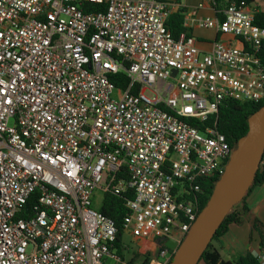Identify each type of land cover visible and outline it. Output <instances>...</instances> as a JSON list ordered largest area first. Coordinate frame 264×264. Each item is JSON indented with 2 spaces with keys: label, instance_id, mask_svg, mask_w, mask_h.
I'll list each match as a JSON object with an SVG mask.
<instances>
[{
  "label": "built area",
  "instance_id": "built-area-1",
  "mask_svg": "<svg viewBox=\"0 0 264 264\" xmlns=\"http://www.w3.org/2000/svg\"><path fill=\"white\" fill-rule=\"evenodd\" d=\"M170 10L0 0V264H169L196 218V181L230 155L218 106L264 98V28L248 4L230 2L221 19L185 14V29L226 37L206 50L171 35ZM116 72L125 88L109 82ZM96 190L130 192L122 231L133 247L116 245ZM251 254L264 264V250Z\"/></svg>",
  "mask_w": 264,
  "mask_h": 264
},
{
  "label": "trees",
  "instance_id": "trees-1",
  "mask_svg": "<svg viewBox=\"0 0 264 264\" xmlns=\"http://www.w3.org/2000/svg\"><path fill=\"white\" fill-rule=\"evenodd\" d=\"M230 2H243L249 4L252 0H214L212 7L215 16L218 19L222 18L221 10ZM103 7L99 5H85V10H101ZM182 15L179 10L177 12L169 14L165 21V28L171 33L173 37H177L179 33L183 32L186 36L190 35V30L182 27ZM252 23L264 28V11L256 12L252 17ZM260 56L264 60V40L260 46ZM108 80L115 87L125 88L128 84V78L122 72H116L109 74ZM264 105V98L258 102H237L227 101L219 105L216 111V128L224 135L225 141L230 147V153L236 146V142L239 137L245 134L247 128V117L258 108ZM228 159L225 160L224 166ZM220 174L207 176L200 178L196 181V184L201 189V192L194 195L195 200V215L200 212L205 205L214 183L217 181ZM264 181V146L261 153V157L258 163V167L254 173L252 181L248 188L243 193L241 199L234 203L228 212L223 217L221 223L216 228L211 240L206 245L205 249L201 253L196 264H258L256 259L252 256L251 251H246L244 254L239 255L234 260H226L219 253L218 249L214 246L213 241L222 237L228 230L229 225L234 224L240 226L246 224L250 231L256 232L258 236L257 247L259 250H264V223L254 214L246 203V198L250 192L257 186H260ZM130 192L121 193L115 195L109 192L102 194L101 202L96 209L103 216L112 221L116 228V245L120 242L122 231V220L127 214L125 207V200L130 196ZM30 198L27 199V203L30 205ZM121 256L122 252L119 251Z\"/></svg>",
  "mask_w": 264,
  "mask_h": 264
},
{
  "label": "water",
  "instance_id": "water-1",
  "mask_svg": "<svg viewBox=\"0 0 264 264\" xmlns=\"http://www.w3.org/2000/svg\"><path fill=\"white\" fill-rule=\"evenodd\" d=\"M263 146L264 105L247 117L245 134L238 138L205 205L177 246L169 264L197 263L225 214L241 199L252 181Z\"/></svg>",
  "mask_w": 264,
  "mask_h": 264
},
{
  "label": "crops",
  "instance_id": "crops-1",
  "mask_svg": "<svg viewBox=\"0 0 264 264\" xmlns=\"http://www.w3.org/2000/svg\"><path fill=\"white\" fill-rule=\"evenodd\" d=\"M170 7V14L181 12L182 17L185 14L194 12L196 15L202 17H214L210 0H166ZM200 4L199 7L197 5ZM249 7L256 12L264 11V0H252L248 4ZM190 34L196 39L197 46L201 50H206L209 44L215 40H223L226 37L215 32L213 29H199L192 28ZM246 203L254 214L264 223V181L260 186L255 187L246 198ZM258 236L256 232L250 231L246 224L240 226L231 224L227 232L213 241L214 246L220 251L225 253L227 257L237 258L239 255L244 254L246 251H263L257 247ZM242 252V253H241ZM221 254V253H220ZM228 260V259H226Z\"/></svg>",
  "mask_w": 264,
  "mask_h": 264
},
{
  "label": "rangeland",
  "instance_id": "rangeland-1",
  "mask_svg": "<svg viewBox=\"0 0 264 264\" xmlns=\"http://www.w3.org/2000/svg\"><path fill=\"white\" fill-rule=\"evenodd\" d=\"M147 94H148V93H147ZM111 96H112L113 98L116 97V95H115L114 92L111 94ZM101 199H102V193H101L99 190L94 191L93 196H92V207H93L94 209H97V208H98V206H99V204H100V202H101ZM122 241H123V243H126V244L129 245L130 247H133V246L128 242V236L125 235V233H123V235H122ZM168 244H169V242H168ZM141 250H142V249H141ZM220 253H221V256H222L224 259L232 260V259L235 257V256H234V257H227V255H225V253H223V252H221V251H220ZM241 253H242V252H241Z\"/></svg>",
  "mask_w": 264,
  "mask_h": 264
}]
</instances>
